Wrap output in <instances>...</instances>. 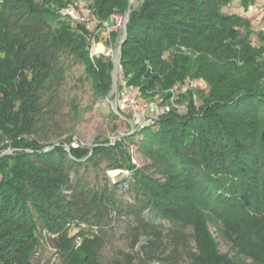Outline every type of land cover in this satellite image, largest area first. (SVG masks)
I'll list each match as a JSON object with an SVG mask.
<instances>
[{"label":"trees","instance_id":"obj_1","mask_svg":"<svg viewBox=\"0 0 264 264\" xmlns=\"http://www.w3.org/2000/svg\"><path fill=\"white\" fill-rule=\"evenodd\" d=\"M234 1L241 13L224 11ZM261 3L0 0V264H44L45 246L49 264H264ZM250 4L260 10L244 15ZM128 10L127 86L159 105L192 79L205 87L88 153L60 139L77 114L62 89L79 64L93 101L107 96L113 61L90 56V24ZM112 170L127 174L112 180Z\"/></svg>","mask_w":264,"mask_h":264},{"label":"rangeland","instance_id":"obj_2","mask_svg":"<svg viewBox=\"0 0 264 264\" xmlns=\"http://www.w3.org/2000/svg\"><path fill=\"white\" fill-rule=\"evenodd\" d=\"M133 4H135V2H133ZM82 5L83 4H80L77 8L82 7ZM224 11L241 13V7H237V1H234L232 5H230L229 7H225ZM87 20L91 22L90 18H87ZM260 22H264V17ZM109 24L111 25V23ZM90 25L95 26V28L92 26L94 29H90L92 44L90 51L93 52L90 56L93 58L96 53L101 51L104 52L105 55L110 57L113 61L111 88L105 98L93 101V99L91 98L92 91L88 83L86 81L78 80L80 79V76L82 74V66L79 64L73 66L67 73L62 93L66 98L75 100V102L77 103V114L75 115V118L73 120L74 125L73 122L69 123V125H72L71 129L65 132L61 136L62 138H60L63 139L70 137L71 146L88 147L90 150L88 153L91 152L92 147L95 146V142L100 136L108 138L110 143H113L123 132H131L130 129L132 126H134V119H132V117L130 116L131 112L127 107L121 108L120 106V103L125 97L122 94V82L124 81V75L119 63L120 55L118 48L120 40L123 36L124 27H117L115 30L111 31L110 43L107 44L103 39L104 36L108 37V34L106 33L107 24L102 21L97 25L95 22H92V24ZM106 47H111L114 53L108 55L106 53ZM132 91H138L140 93L137 87H133ZM184 93L186 92H178L176 94V97L173 98L172 102L175 103L176 106L183 105L181 104L183 101H179L181 97H178L180 96V94ZM139 96L141 97H139V102L137 101L139 105H143L145 103L153 101L145 99L141 93ZM192 99L193 102L196 103L198 95L196 93H193ZM68 109L69 107H66L65 111H68ZM112 112L116 113L119 118L127 120L128 123H131L129 126L130 128L126 127L125 124L119 119L113 117L111 114ZM66 148L68 149L67 146ZM132 159H135V162L132 160V162L135 164H141L142 162H144L136 151H133ZM119 174H127V170H122L120 172L113 170L109 173L112 180L115 179ZM211 230L216 235L215 230L213 228H211ZM217 240L220 243V250L222 252L226 251L228 249L227 243L221 240L219 237H217ZM53 253L54 251L52 246H45L43 250L39 251V256H41V258L43 259L44 264H49V261L52 260Z\"/></svg>","mask_w":264,"mask_h":264},{"label":"built area","instance_id":"obj_3","mask_svg":"<svg viewBox=\"0 0 264 264\" xmlns=\"http://www.w3.org/2000/svg\"><path fill=\"white\" fill-rule=\"evenodd\" d=\"M262 5V10H264V0ZM260 10V7L256 4H250L245 9L242 10V13L247 16H253ZM64 12L67 13L72 19H80L81 17L78 15L74 8H66ZM111 25L106 26V33L110 34L111 31L115 30L117 27H124L125 24V15L113 14L110 18ZM259 29L264 32V22L260 23ZM106 53L113 54V49L111 47H106ZM92 51H90V55H92ZM123 90L122 94L125 98H123L120 103L121 108L127 107L131 112L130 116L134 119V123L138 125V127H143V125L147 123H154L160 116L169 112L171 108H183L184 105L176 106L175 103L172 102L173 98L176 97L178 91L186 92L187 89L192 88H204L205 82L201 78H195L190 80L188 85L183 86L179 90L177 88L170 89L172 92L169 105H159L155 101H151L149 103H145L143 105H139V95L138 91H132L133 87L127 86L125 81L122 82ZM178 90V91H177ZM134 92V93H133ZM141 98V97H140ZM136 100V101H135ZM142 100V99H140ZM138 101V102H137ZM137 127V128H138ZM68 147V146H67ZM135 162V159H132ZM113 171V170H112ZM119 171V170H114ZM110 173V171H109Z\"/></svg>","mask_w":264,"mask_h":264},{"label":"water","instance_id":"obj_4","mask_svg":"<svg viewBox=\"0 0 264 264\" xmlns=\"http://www.w3.org/2000/svg\"><path fill=\"white\" fill-rule=\"evenodd\" d=\"M129 12H130V10H128V11L126 12V14H125V24H124V29H123V36H125V34H126V28H125V25H126V22L128 21V18H129ZM121 47H122V41L120 42V44H119V48H118L119 55H120V52H121ZM132 119H133V118H132ZM130 124H131V123H129V126H130ZM133 124H134V126L131 125V126H132L131 129H130L131 131L138 127V125H136L134 122H133ZM120 171H122V170H119V172H120Z\"/></svg>","mask_w":264,"mask_h":264}]
</instances>
